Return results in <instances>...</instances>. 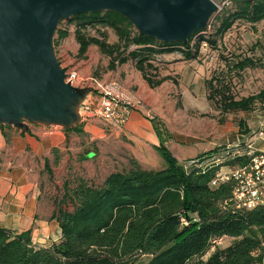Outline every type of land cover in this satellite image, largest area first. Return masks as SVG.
<instances>
[{"label": "trees", "instance_id": "trees-1", "mask_svg": "<svg viewBox=\"0 0 264 264\" xmlns=\"http://www.w3.org/2000/svg\"><path fill=\"white\" fill-rule=\"evenodd\" d=\"M227 8L214 22L217 27L208 38L193 34L186 43H159L139 36L131 24L117 13L97 12L74 16L73 38L76 57L84 59L89 47H96L109 59L108 69L130 62L149 89L159 87L168 76H159L154 62L157 56L177 48L185 61H195L202 44L216 49L217 40L237 22L257 24L264 21V0H224ZM87 28L110 30L115 44L106 36L90 37ZM99 31V30H97ZM67 30L58 29L53 41L67 38ZM197 36V40L192 39ZM228 72L235 75L246 69H264V64L249 57L225 60ZM214 74L204 80L207 100L214 103L219 115L249 112L264 104V89L257 94L237 99L231 85ZM157 137L154 147L165 167L158 171L141 169L132 162L128 170L113 172L100 185L77 179L63 195L52 199V218L57 223L60 239L45 248L31 242L29 232L17 233L0 228V264H262L264 258V206L237 209L228 203L234 182L228 180L211 187L221 165L241 168L247 164L245 153L217 166L184 170L165 147L160 124L149 120ZM240 129L243 123L239 122ZM74 127L65 133L76 131ZM246 131V130H245ZM225 150L215 148L198 158H207ZM55 163L58 150H52ZM207 167V168H206ZM210 167V168H209ZM44 169L51 170L47 160ZM71 207V210L67 208ZM223 238L234 242L215 249L205 260L212 242ZM146 258V262H140Z\"/></svg>", "mask_w": 264, "mask_h": 264}, {"label": "rangeland", "instance_id": "rangeland-1", "mask_svg": "<svg viewBox=\"0 0 264 264\" xmlns=\"http://www.w3.org/2000/svg\"><path fill=\"white\" fill-rule=\"evenodd\" d=\"M211 1L218 6V13L211 18L206 32L200 34L205 38L214 34L217 27L214 18L227 8L224 0ZM70 22L71 19L62 21L57 28L68 32L67 38L56 41L54 47L62 67L75 71L80 78L94 80L99 86L113 83L117 91L127 99L136 97L140 105L135 111L144 114L146 120L160 124L166 139L164 145L171 153L177 142L186 138L204 140L208 135H216V130L220 131L221 128L225 130V138L230 140L237 132L243 130V127L239 129V122H243L244 128L249 127L252 130L259 120L257 117H264V104L261 106L256 104L245 113L219 115L214 103L207 100L203 84L204 80L218 74L229 82L231 91L237 99L257 94L264 89V69H246L235 75L233 71H227L224 61L249 57L264 64V21L252 25L244 22L235 23L221 39L217 40L215 50L210 49L207 44H202L195 61H185L176 47L170 54L157 56L154 64L159 76H168L171 79L155 89L143 87L139 91L138 86L141 83L139 84L130 62L116 67L115 70H109V59L100 54L96 47H89L84 59H78L77 44L73 38L76 24ZM84 33L90 37H98L103 33L107 44L117 42L115 35L108 29L87 28ZM197 38L195 36L192 41ZM74 127L77 130L66 135L64 146L60 148L62 150H58L56 163L53 154L50 153L51 174L47 172L42 174V193L47 194L50 199L62 197L64 184L70 188L75 180L81 178L88 184L97 186L110 173L128 170L132 162L148 171H158L165 167L163 159L154 147H150L144 139V129H141L140 135L128 134L124 129L116 133L101 120L90 116L85 117ZM56 130L63 132L60 128ZM260 130L264 133V127L257 129ZM220 147H224L223 151L228 153L234 148L227 146L226 143ZM84 157L86 159H83ZM179 164L184 170H188L186 162ZM207 165L209 164L203 167ZM226 170L227 168L223 167L222 171L227 172ZM67 209L71 210V207ZM233 242L234 240L230 238L216 241L201 260L205 261L215 249H223ZM146 260L141 258L139 261Z\"/></svg>", "mask_w": 264, "mask_h": 264}, {"label": "water", "instance_id": "water-1", "mask_svg": "<svg viewBox=\"0 0 264 264\" xmlns=\"http://www.w3.org/2000/svg\"><path fill=\"white\" fill-rule=\"evenodd\" d=\"M97 12L119 14L139 36L184 44L208 27L218 6L211 0H0V127L69 131L81 123L90 90L65 81L53 41L62 21Z\"/></svg>", "mask_w": 264, "mask_h": 264}, {"label": "crops", "instance_id": "crops-1", "mask_svg": "<svg viewBox=\"0 0 264 264\" xmlns=\"http://www.w3.org/2000/svg\"><path fill=\"white\" fill-rule=\"evenodd\" d=\"M136 76L141 83L138 91L143 87L149 89L137 73ZM143 115L139 111L131 112L124 130L128 134L140 135L141 129H144V139L150 147H156L157 137ZM257 118L256 127L251 130L243 125L240 134L237 132L230 140L225 138V130L221 128L220 131L216 130V135H208L204 140L186 138L177 142L170 154L182 163L198 159L224 143L235 147L251 142L254 149L264 150V134L261 139L252 137L258 128L264 127V117ZM66 135L68 133L58 132L53 127L36 128L30 125L24 133L0 127V228L17 233L29 232L31 242L40 247L47 248L60 239L57 223L52 218L54 205L52 199L42 193L41 178L46 172L45 160L49 164L52 150H62L60 148L64 146ZM223 167L227 168V172L222 171ZM233 170L223 164L217 174H228Z\"/></svg>", "mask_w": 264, "mask_h": 264}, {"label": "built area", "instance_id": "built-area-1", "mask_svg": "<svg viewBox=\"0 0 264 264\" xmlns=\"http://www.w3.org/2000/svg\"><path fill=\"white\" fill-rule=\"evenodd\" d=\"M61 62V61H60ZM66 82L73 87L88 88L90 92L81 106L82 121L85 117L97 118L108 128L118 133L121 132L127 122L128 116L140 105L136 97H123L113 83L99 86L92 79H83L75 71L66 68ZM264 133L257 131L253 138L261 139ZM232 152L221 151L207 158H198L186 162L188 169L193 167L217 166L228 161L234 156L245 153L247 164L234 169L228 174L216 175L210 186L215 187L220 183L232 180L234 187L228 203L237 209H253L264 206V150H257L251 146V142L242 146H235ZM201 161L200 163H198ZM215 244L216 242H212ZM264 249V242L262 244ZM264 264V258L262 260Z\"/></svg>", "mask_w": 264, "mask_h": 264}]
</instances>
